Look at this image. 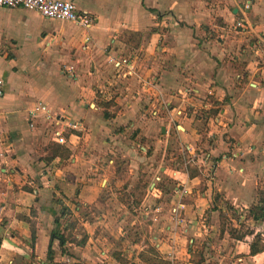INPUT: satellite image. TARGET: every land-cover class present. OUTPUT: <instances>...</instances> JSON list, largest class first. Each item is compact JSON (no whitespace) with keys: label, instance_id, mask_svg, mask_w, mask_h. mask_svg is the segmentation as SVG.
Instances as JSON below:
<instances>
[{"label":"crops","instance_id":"1","mask_svg":"<svg viewBox=\"0 0 264 264\" xmlns=\"http://www.w3.org/2000/svg\"><path fill=\"white\" fill-rule=\"evenodd\" d=\"M72 1L91 28L0 6V264H152L149 245L198 264L191 235L208 214L248 209L264 188V0ZM39 102L81 126L65 144L30 116ZM137 177L172 186L140 205L170 215L144 242L124 227ZM53 231L70 239L49 261ZM250 243L239 261L256 258Z\"/></svg>","mask_w":264,"mask_h":264},{"label":"rangeland","instance_id":"2","mask_svg":"<svg viewBox=\"0 0 264 264\" xmlns=\"http://www.w3.org/2000/svg\"><path fill=\"white\" fill-rule=\"evenodd\" d=\"M172 152H175L176 155L179 154L178 148L176 150L173 149ZM187 158L188 155H186V159ZM167 181V179L159 181L157 179L152 180L151 177H137L131 182L130 187L125 188L127 191L122 189L123 194H125L124 197H128L131 194L134 195L133 203L138 208L136 211L131 210L126 215L124 221L126 235L128 234L129 237L142 242L143 240L147 241L148 238L153 239L155 235L163 236L167 234L166 227L170 215L166 210L164 211L161 208L160 210L147 212L140 209V205L143 203L147 195L146 204H150L149 201L154 202L151 190L154 188H156V190L162 189V185L167 183ZM153 183L155 185L151 187ZM168 183L169 187L172 188L171 182L168 181ZM262 192L264 193V188L259 190L257 199L253 203L258 201ZM129 198L131 201L132 197ZM157 200H159L158 203L163 202V205L166 204L164 202V197L160 199L157 198ZM247 204L249 209L251 205H249V203ZM248 209H238L239 214H242L243 216V224L241 226L238 224L237 218L233 217L231 211L226 210L222 215L221 212H210L208 214L204 219L207 224V230L196 229V233L191 235L196 240L193 249L194 260L198 264H264V251L257 254L256 258H247L245 261L238 260V258L246 256L245 252L248 250L247 243L254 240V235H251L250 232L258 233L260 240L259 243L261 246H264V222H255L251 219H246ZM133 221H135V223H133ZM233 227L237 229L235 232L237 235L247 233V237L241 241L233 239L230 234V230ZM222 228L225 230L224 235L221 234Z\"/></svg>","mask_w":264,"mask_h":264},{"label":"built area","instance_id":"3","mask_svg":"<svg viewBox=\"0 0 264 264\" xmlns=\"http://www.w3.org/2000/svg\"><path fill=\"white\" fill-rule=\"evenodd\" d=\"M0 6L1 7H23L26 9L34 10L38 13H40L45 18H51V19H59L69 22H74L78 25H81L86 28H91L95 22L94 17L92 14L88 12H83L78 9V6L76 3L72 0H0ZM251 7L250 3H246L244 10H247ZM247 28L246 21L239 20L235 26L234 29L238 30H245ZM114 64L120 68L123 64L127 62L125 58H117L114 59ZM69 71L71 69H68ZM4 78L2 75H0V99L4 96ZM186 98L188 99L189 96L188 93H185ZM185 111L183 108H179L178 110V116L182 115ZM30 116H35L38 113H44L47 115L48 119H53L55 122V125L60 127V129H57L56 136L58 137V142L61 144H65L67 141L64 137V128H74L78 129L81 127L77 123L68 122L66 123L63 118L60 117H54L51 110L48 108L46 104L43 102H39L37 105H35L30 110ZM187 151H192L190 147L187 148ZM185 154V153H184ZM186 158V156L184 157ZM30 184H33V180H29ZM184 206L180 204V206L177 208L178 210L183 209ZM177 214V213H176ZM178 214L177 218H179Z\"/></svg>","mask_w":264,"mask_h":264},{"label":"trees","instance_id":"4","mask_svg":"<svg viewBox=\"0 0 264 264\" xmlns=\"http://www.w3.org/2000/svg\"><path fill=\"white\" fill-rule=\"evenodd\" d=\"M200 113V112H198ZM197 113V114H198ZM131 197L130 195L128 196V198ZM220 196H217L216 199H219ZM130 199V198H129ZM225 203V208L227 211H231L233 214L234 218H237L238 220V224L241 226L243 224V216L242 214H239V210L236 209L234 206H232V204H230L229 202L224 201ZM216 209V208H214ZM226 212V211H225ZM248 214L246 216V219H251L255 222H264V193L262 192L260 194V198L258 199V201L256 203H253L250 208L247 210ZM67 214V209L64 208L63 210V215ZM224 214V212H221V215ZM57 221V220H56ZM77 222L74 221H69L68 222V227H75ZM237 231L236 228H231L230 230V234L232 236L233 239H235L236 241H241L244 240L247 237V233L246 234H241V235H237L235 232ZM225 230L224 228L221 229V234L224 235ZM251 235H254V240L250 243V254L251 255H256L258 253H261L262 251H264V246H261V244L259 243V234L255 233V232H250ZM70 239L69 235H66L65 233H58L56 231H53L51 234V239H50V244H49V249H48V260L52 261L54 260L55 257V250L53 249V242L55 240L59 241V245H60V251L62 253H66V244L68 242V240ZM150 254V257L152 259H154V262L152 264H171L170 261L165 260L163 258H161V255L159 254L158 250L153 247V246H148V248L146 249ZM141 256L144 257V253H141ZM118 257V256H117Z\"/></svg>","mask_w":264,"mask_h":264},{"label":"water","instance_id":"5","mask_svg":"<svg viewBox=\"0 0 264 264\" xmlns=\"http://www.w3.org/2000/svg\"><path fill=\"white\" fill-rule=\"evenodd\" d=\"M163 131H165V128H163Z\"/></svg>","mask_w":264,"mask_h":264}]
</instances>
